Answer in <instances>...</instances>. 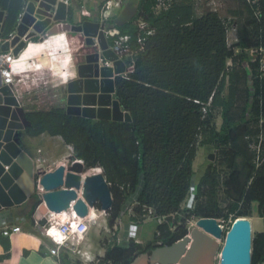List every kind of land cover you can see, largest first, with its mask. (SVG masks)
I'll return each mask as SVG.
<instances>
[{"label": "trees", "instance_id": "obj_1", "mask_svg": "<svg viewBox=\"0 0 264 264\" xmlns=\"http://www.w3.org/2000/svg\"><path fill=\"white\" fill-rule=\"evenodd\" d=\"M1 1L9 12L3 28L6 31L19 4ZM235 1L224 8V14L220 8L197 14L181 0L158 11L151 8L155 0H136L130 16L127 14L124 19L125 11L119 9L118 17L113 18L112 14L103 20L118 33H129L132 46L136 45L133 20L139 9L144 20L154 27L138 51L133 69L114 77L112 95L128 112V119L66 111L65 81L74 74L65 77V69L71 64L75 71L79 55L92 49L80 32L53 35L52 45L64 53L61 83L53 84L51 72L55 74V70L51 65L52 71L30 63L36 46L25 48L16 61L21 67H40L34 70L37 84L30 78L14 83L28 121L24 132L59 134L71 144L72 157L80 158L85 167H101L111 195L110 207L106 209L110 226L126 212L124 203L133 192L136 203L132 206V219L142 220L143 208L150 206L153 218L175 214L174 222L190 189L195 149L203 143L215 153L196 181L195 204L186 206L189 214L224 221L229 217V229L236 216L250 215L255 210L264 223V160L255 165L251 146L257 142L258 134L264 136V120L258 122L264 118V78L257 75V61H250L247 51L261 47L264 54V0ZM228 15L237 17L236 40L231 44L226 42L221 22V17ZM209 96L211 109L217 106L220 110L218 128L211 123V109L204 115L202 112ZM198 131L201 137L197 145ZM261 147L264 148L263 140ZM221 200H227L225 205L219 204ZM251 202H255L254 207ZM95 206L100 208V203ZM156 222L161 244L186 232L181 224L168 229L167 220ZM154 245L141 248L132 238L125 244L113 242L105 248L102 259L109 264H129L134 255ZM250 248V264H260L264 259V229L251 234Z\"/></svg>", "mask_w": 264, "mask_h": 264}, {"label": "water", "instance_id": "obj_2", "mask_svg": "<svg viewBox=\"0 0 264 264\" xmlns=\"http://www.w3.org/2000/svg\"><path fill=\"white\" fill-rule=\"evenodd\" d=\"M53 1L51 0V2ZM32 6L33 0H30L29 9ZM1 15L2 10H0V27L2 28ZM56 15L61 18L65 15L63 2L58 1ZM26 17L27 14L23 20ZM98 26V21L84 19L79 23L59 21L47 29L48 33L55 32L57 28L81 31L85 35L84 42L86 44H92L90 36L96 34L97 38L101 39L102 55L109 59L112 58L113 66L101 65L97 49L82 54L83 59L75 64V77L65 83L66 111L89 117L128 119V112L120 108L117 99L111 94L114 90L112 74L121 71L124 64L116 60L113 51L106 47L103 31L97 30ZM19 27H23V23ZM3 48L4 46L1 45L0 49ZM86 107L89 108L88 111H86ZM8 108V105L0 104V114ZM18 111L24 119L23 125H27L28 121L25 119L23 109L18 108ZM9 115L7 112L3 117L0 116V207L21 202L26 196L17 180V172L21 171L19 157L24 154L21 152L19 139L21 129L14 132L12 129L14 127L22 128L23 125L10 120L8 127L4 129L5 118ZM4 164H8L6 169L3 167ZM82 169V162L74 160L71 161L66 171L60 164L52 170L42 172L37 182L34 179L33 188L38 198V208L41 211H46L45 213L48 209L60 211L67 209L70 201L74 199L72 207L78 214H85L87 206L83 199L77 197L76 194V189L80 187ZM81 191L88 205H94L95 197L99 198L100 207L104 209L111 203L109 187L100 172L84 176ZM101 191H103L102 197L99 196ZM166 220L171 224L170 215L166 216ZM250 228V221L244 215L236 216L232 220L219 250L218 264H250ZM221 230L216 217L199 216L195 219V225L190 228L188 235L183 234L170 243L156 244L135 255L129 264H215L218 247L215 237L221 235Z\"/></svg>", "mask_w": 264, "mask_h": 264}, {"label": "built area", "instance_id": "obj_3", "mask_svg": "<svg viewBox=\"0 0 264 264\" xmlns=\"http://www.w3.org/2000/svg\"><path fill=\"white\" fill-rule=\"evenodd\" d=\"M30 0H22L20 10L17 12L15 17V23L12 28L8 30H4V13L2 11L1 20H3V27H0V46L3 45L4 48L0 49V104L8 105L9 108L4 110L0 114V116H4L5 113L9 112V116L5 118V125L4 129L8 127V121H15V123H21L23 125V118L18 111V108H22L23 101L19 98L14 83L21 81L25 78H30L32 81L37 84L36 77L34 75V70L37 68H25L21 67L20 65L16 64V61L20 59V55L25 48L28 46H36L35 44L44 40L47 36L55 34L57 32H65L67 30L64 29H56L55 32L48 33L47 29L52 26L53 24L62 21L67 22L64 18L67 12V5L69 0H33V6L31 9L28 7V3ZM59 2H63L65 7V15L63 18L55 16V10L57 4ZM81 3L78 7L83 13H88V9L86 5H84V0H80ZM173 0H155L152 4V9L154 11H158L161 9H166L170 6ZM121 0H98L96 3V9L99 14V26L97 30L101 29L104 34V38L106 40V47L110 48L113 53L116 55L115 59L121 61L124 66L123 69L117 73H113L112 76L115 77L116 75H124L131 71L134 67V60L138 53L143 48L144 40L147 38L149 34L154 32V27L150 25L148 22L144 20V14L142 9H139V15L133 20L135 25V41L136 45L132 46L130 43V34L129 33H118L117 29L114 27H107L106 23H104V19L108 17L110 12L116 9L120 5ZM98 5V8H97ZM100 5V7H99ZM41 9V10H40ZM27 14L25 20L23 18ZM47 20V21H46ZM243 20V19H242ZM241 20V21H242ZM240 21V20H239ZM221 22L225 27V38L228 44H231L236 40L237 35V17L228 15L221 17ZM23 23V27H19V25ZM73 23V22H71ZM79 23V22H74ZM84 35V34H83ZM85 36V35H84ZM92 39V45L96 46L98 52V60L99 64L101 65H112V58L109 59L102 55L101 51L102 48L100 47L101 39L97 38V35L90 36ZM110 37L111 40L108 41L107 38ZM21 43V45H19ZM34 44V45H33ZM16 49V51H14ZM249 54L250 61H257V75L264 78V54L262 53V48H248L247 49ZM229 63V60H227ZM5 87V88H3ZM66 105V104H65ZM211 109V96H209L208 100L206 101L205 105L202 106L203 115ZM24 114V113H23ZM26 119V118H25ZM27 120V119H26ZM263 119H259L258 122L261 123ZM25 126V125H23ZM22 126V127H23ZM13 132L15 130H19L22 128L14 127L12 128ZM200 133L199 131L196 133V144L200 140ZM264 139L262 133L258 134L257 142L251 144L252 148L255 151L254 161L256 165L264 160V150L261 147V142ZM68 157V158H67ZM64 157L69 160V156ZM45 157L42 155H37L34 158L35 167L32 172V176L37 182L39 175L44 171H49L54 169L57 165H54V160H51V163H46L44 167H42L41 163L44 161ZM78 160L82 162L80 158H73L71 161ZM70 161V160H69ZM70 162L63 161V170L66 171L67 163ZM50 164H53L51 167ZM83 164V162H82ZM3 167L6 169L8 164H4ZM65 167V168H64ZM93 167V166H92ZM89 168V167H88ZM96 173V172H94ZM94 173H90L94 174ZM81 176L83 173H80ZM81 179V178H80ZM83 180V178H82ZM106 181V180H105ZM35 183V182H34ZM108 187L109 184L106 182ZM82 190V182L80 183L79 189H76L77 197H81L85 202L86 200L83 198L81 191ZM111 196V195H110ZM136 193L133 192L124 203L123 208L126 207V210L133 214L132 206L136 203ZM74 199H72L69 203L67 209H63L60 211L54 210H47V213H44L40 220H35V224L38 228L41 229L42 234L47 236L51 241V246H49L48 250L52 254H57L60 249H69L72 252L78 253L80 256L84 255L85 258H90L88 255L85 254V250L81 249L78 244H80L84 233L87 230L89 225V221H93L91 218V209H98L99 213H103L105 217L107 215L106 209L110 207V204L107 208H97L95 204L97 202L100 203L98 197L94 198V205L88 208L85 214H78L75 209L72 207V203ZM125 204H129L125 206ZM195 204V200L193 198V194L191 193V199L187 203L188 206L193 207ZM132 205V206H131ZM144 212L140 215L141 218L153 217V208L150 206L144 207ZM171 224L168 225V229H174L177 227L178 224L186 226V232L184 234H189V230L192 225H195V219L197 217L191 216L189 218H185L184 216L180 217V219H176L173 222V218H175V214H169ZM167 215H159L155 216L156 220L160 223L166 221ZM218 219V218H217ZM218 222V221H217ZM176 223V224H175ZM219 223V222H218ZM221 226L222 224L219 223ZM20 226L17 224L10 225V226H2L0 227V233L3 235H10L12 232L19 230ZM160 234V230L157 228L155 230L156 239L154 244H161V240L158 237ZM217 253V252H216ZM90 261L81 260L77 262V264H90Z\"/></svg>", "mask_w": 264, "mask_h": 264}, {"label": "crops", "instance_id": "obj_4", "mask_svg": "<svg viewBox=\"0 0 264 264\" xmlns=\"http://www.w3.org/2000/svg\"><path fill=\"white\" fill-rule=\"evenodd\" d=\"M13 1H15V2H17V4H19V7L13 11V13H14L13 16L16 17L17 12L20 10L22 0H13ZM134 1L136 2V0H134ZM1 2L2 1L0 0V10H2L4 13V23H5L6 15H8L9 12L7 11V9L4 6H2ZM78 2L81 3L80 0H69L68 1L67 12H66V15L64 18L66 21L72 22L71 20H67V17L72 15L73 12H75L77 15V21L76 22H80L81 20H84V19H88L91 21H98L99 20L100 17H99V14L97 12V9H96V4L93 5L94 6L93 12H90V10H88V13H83L80 10H78V7L80 5V3H78ZM87 2H88V0H84V2H83L84 5ZM75 6H76V9H74ZM219 6H220L219 8L221 9L222 6L221 5H219ZM97 8H98V6H97ZM132 9H133L132 10V12H133L134 7ZM11 14H12V12H11ZM130 14H132V13H128L129 16H130ZM84 15H91V16L83 17ZM15 17H14V21H13L12 25L8 29L13 27V25L15 23ZM82 17H83V19H82ZM39 51H40L39 45H36V49L33 50L34 57L37 56ZM33 55H32V57H33ZM32 57L30 58V60L33 59ZM37 66L41 67V65L39 63L37 64ZM35 68H37V67H35ZM65 95H66V91H65ZM64 100H65V97H64ZM65 107H66V105H65ZM72 114H75V113H72ZM24 127L25 126H23L21 129V130H23V132H24ZM50 135L51 134H47L45 132H41L37 135H28L27 134V136L29 138L33 139L34 141H41L42 140L43 142L46 141L47 139L49 141ZM52 135L58 136V134H52ZM57 138H58L57 140H59V137H57ZM263 141H264V139H263ZM68 144H70V143H68ZM205 144H207V143H205ZM20 145L22 148L21 152L24 154H21L20 157L17 156L20 159L19 164L21 167V171L17 172V176H18L17 180L19 182L20 187L26 193V196H25V199H23V201H21V202H18L16 204H12L9 206L0 207V227H2L4 225L10 226V225H14V224H17L20 226L19 230L12 232L10 235H3L0 233V264H77V262H79L81 260H86V261L91 260L90 264H98V263L109 264V262L104 261L102 259V257L104 255L105 248L107 246H110L111 243H108L107 239H106V242H103V244L105 243L104 245H97L94 248H92L93 244H92L90 238L87 237V232H88L89 228L91 227V223L92 224L95 223L96 226L94 225V228L96 230V233L102 234V229H104V230L108 229L106 226V222H107L106 216L105 217L104 216H102V217L98 216L97 219L95 220V222L90 221L89 226L87 227V230L84 233L80 244H78L81 249L85 250V254L90 256V258H85L84 255L80 256L78 253H75L69 249H63V248L60 249L57 254H52L49 252L48 248H49V246H51L52 243L47 236L42 234L41 229L38 228V226L34 222L35 220H40V217L46 212V211L45 212L41 211L38 208L37 203L34 204L36 199H38V198L36 197V194H35V191L33 188L34 178L32 176V172H33V169L35 167L34 158L37 155L44 156V152L42 151L40 145L37 144L35 146V151L33 153H30L28 151L26 144L21 142V139H20ZM69 148H70V150L67 149L66 153H63V151H62L59 154H57V155H60V157H58L57 160H54V161H56V162H53L54 165H60V164L62 165V163H63L62 158L67 157L68 154L70 152H72L71 144H70ZM212 152L214 153V149L212 150ZM194 156H195V154H194ZM53 157H56V155H54ZM53 159H51V160H53ZM50 165H51V167L53 166V164H50ZM66 165H67L66 168H68L69 164L67 163ZM83 167H84V165H83ZM191 167H192V162H191ZM192 169H193V167H192ZM83 175H86V173L83 172ZM82 178H83V176H81L80 183L82 182ZM22 181H24L25 183H28L27 188H25L26 185L23 184ZM251 203H253V202H251ZM87 207L89 208L90 206L88 205ZM93 211H94V209L92 210V212ZM96 211L99 212L98 209H96ZM126 213H128V214H126ZM126 213H122V214H125L127 217L131 216V214L128 210H126ZM251 215H252V212L250 215H244L249 219L250 227H252V225H253L251 223V221H252ZM22 221H24V222H22ZM116 224H117V222L115 220L114 223L111 225L113 230L115 229ZM259 230H261V229H257V228L255 229V231H259ZM114 231H116V229ZM102 235H104V234H102ZM132 239L134 241H136L140 245L141 248L145 247L148 244L153 243V242H149L146 245H141L142 243L140 241H138L137 238L134 237ZM70 252L75 253L78 256V257L74 258L75 259L74 263H68V260L70 258H73V257H70ZM260 264H264V259L260 262Z\"/></svg>", "mask_w": 264, "mask_h": 264}, {"label": "rangeland", "instance_id": "obj_5", "mask_svg": "<svg viewBox=\"0 0 264 264\" xmlns=\"http://www.w3.org/2000/svg\"><path fill=\"white\" fill-rule=\"evenodd\" d=\"M175 1H180V0H175ZM181 1L189 3L191 5V7L193 8V12H195L197 14H201L207 9H216V8L219 9V7H220L219 5L222 6L220 11L222 12V14H224V11H225L224 8H228L229 5H233L235 0H181ZM97 2H98V0H88V2L85 3V5H86L87 9L90 10V12H93V10H94L93 5L96 4ZM78 3H80V2H78ZM134 5H136V2L134 0H121L118 8H116L112 12H110V14L108 16H110L111 14H115L113 18H116L119 16V11H120L119 9H124L123 12L124 11L125 12L122 15V17H123V16L127 15L128 13H132V10H133L132 8L134 7ZM99 7H100V5H99ZM74 9H76V6L74 7ZM67 20H71L73 23L76 22L77 21L76 13L73 12L72 15L67 17ZM53 35L54 34L49 35L44 40L41 41L42 45H39L40 51L37 54V56L34 57V55H33V57H32L33 59H31L30 63H32V64L33 63H36V64L39 63L41 65V67H49L51 65L52 68L55 70V74L51 72V75L53 77L52 82L54 85H56L58 83H61V81H62V77H60V74H61L60 70H63L62 65H64V63H63L64 60H62V57H63L64 53H60L59 50L55 46L52 45V42L55 39V38L53 39ZM89 45L92 47V49H96V47L94 45H92V44H89ZM64 49L67 51V47L65 45H64ZM82 59H83V55L80 54L79 60H82ZM69 62H71L70 59H69ZM52 68H50V71L53 70ZM72 69H73V66L70 64L65 69V74H64V75H66L65 77L72 75V73L74 74L73 76H75V71ZM21 101H22V99H21ZM219 112H220V110H219V107H217V106H214L213 109H211V111H210L211 123L214 125L215 128H218L220 120H221V116H220ZM45 133H47V132H45ZM57 137H59V140H57L58 139ZM61 138L62 137H60L58 134V136H55V135L51 136L50 135L49 141H48V139L44 142L42 140L41 141H34L33 139L29 138L27 136V134L25 132H23V130H21V134L19 136V139H21L22 143L26 144L28 151L30 153H33L35 151V146L37 144L40 145L42 151L44 152V156H45L44 161H42V163H41L42 167H44L46 165V163H51L50 160L53 158H54L53 160H57V158L60 157V155H57V154H59L60 152L63 151V153H66L67 149L70 150V148H69L70 144L64 142L63 139H61ZM209 152H210V150L208 149V146L205 143L199 145L195 149V156L192 159L193 174L191 176L190 189H189V192L187 193V195L185 196V198L180 203L181 208L179 209V212H178L179 217L176 219H180V217H182V216H184L185 218H189L191 216V214H189V212L187 211L186 206H187V203L191 199V193L193 194L194 186L196 184V181H197L199 175L201 174V172L203 170V167L208 163ZM54 155H56V157H53ZM213 157H214V155H213ZM67 158H62V160L70 162L69 160H71V158L69 160ZM93 167H97V168H95V169H92V167L85 168V169H82V173L85 172L86 175H89L90 173L100 172L103 174L102 169L99 165H95ZM226 201L227 200H221L219 204H221L223 206V205H225ZM128 205L129 204H125V206H128ZM252 206L253 207L255 206V202L252 203ZM92 210L93 209H91V212H92ZM95 212H97V211H95ZM251 212H252L251 223L253 224L251 227V234L253 235V233L256 232L255 231L256 228L261 229L259 231H262L264 229V223H263L262 217L259 216L255 210H252ZM97 214L100 217L103 216V213L97 212ZM126 214H128V213H126ZM91 217H93L92 213H91ZM216 218H218L217 221L222 224L221 225V229H222L221 235L218 237H215V239L218 242L217 253L215 254V264H218V256L220 255L219 250H220L221 245H222L223 240H224V237H222V235L225 236V232H226V230H228V228H226V227H227V223L230 222V218L228 217L229 219L227 218L225 221L222 220V218H219V217H216ZM93 219L96 220L97 218H93ZM22 222H24V221H22ZM94 225H95V223H93V224L91 223V227L89 228V230L87 232V237L90 238V240L93 244L92 248H94L97 245H104L105 243L103 244V242H106V239H107L108 243L117 242V243L123 244V243L127 242L129 237L130 238H134V237L137 238V240L142 243L141 245H146L149 242H153V244H154L153 234H154V230L156 229L157 222L153 217H147V218H144L142 220L135 221L131 217H127L125 214H121L119 216V221L117 222V224L115 226L116 231H114L115 229L113 230V228L111 226H109L108 221H107L106 222V226L108 228V229H106L107 231L102 229V234H104V235H102L100 233H96ZM134 256H133V258H134ZM70 257H73V258H70L68 260V263H74L75 262L74 258L78 257V256H77V254L70 252ZM98 264H100V263H98Z\"/></svg>", "mask_w": 264, "mask_h": 264}, {"label": "clouds", "instance_id": "obj_6", "mask_svg": "<svg viewBox=\"0 0 264 264\" xmlns=\"http://www.w3.org/2000/svg\"><path fill=\"white\" fill-rule=\"evenodd\" d=\"M97 6H98V5H97ZM117 8H118V7H117ZM111 15H112V14H111ZM65 31H72V30H65ZM73 31H74V30H73ZM78 32H80V33L82 34L83 39H84V35H83V33H82L81 31H78ZM95 47H96V46H95ZM230 63H231V61L229 60V63H228V64H230ZM74 77H75V76H74ZM70 79H71V78H70ZM67 80H69V79H67ZM67 80H66V81H67ZM66 81H65V82H66ZM112 93H113V92H112ZM112 93H111V94H112ZM112 96H113V95H112ZM65 103H66V102H65ZM65 108H66V107H65ZM77 114H78V113H77ZM25 126H26V125H25ZM197 145H198V144H197ZM197 147H198V146H197ZM197 147H196V148H197ZM263 150H264V148H263ZM210 153H211V154H210ZM214 153H215V150H214ZM214 153L212 152V150L209 152V160H208V162L214 158V157H213ZM210 155H212V156H210ZM254 155H255V154H254ZM68 156L71 158V160H72L73 158H75V157H72V152L69 153ZM212 157H213V158H212ZM70 158H69V159H70ZM211 158H212V159H211ZM71 160H70V161H71ZM253 160H254V158H253ZM254 162H255V161H254ZM83 165H84V164H83ZM255 165H256V163H255ZM256 166H257V165H256ZM83 168L85 169V168H88V167H85V166H84ZM103 176H104V175H103ZM104 178H105V177H104ZM91 218H93V217H91ZM216 219H217V218H216ZM91 222H92V221H91ZM93 222H95V219H93ZM89 223H90V221H89ZM88 226H89V225H88ZM89 257H90V256H89Z\"/></svg>", "mask_w": 264, "mask_h": 264}, {"label": "bare ground", "instance_id": "obj_7", "mask_svg": "<svg viewBox=\"0 0 264 264\" xmlns=\"http://www.w3.org/2000/svg\"><path fill=\"white\" fill-rule=\"evenodd\" d=\"M57 33H59V32H57ZM32 45V44H31ZM30 45V46H31ZM30 46H28V47H30ZM75 84V83H74ZM89 110V108H87L86 107V111H88ZM96 167H92V169H95ZM90 170V169H89ZM22 183L23 184H25L26 185V187L25 188H27V186H28V183H25L24 181H22ZM38 186H40V185H38ZM102 195H103V191H101L100 193H99V196L100 197H102ZM96 211V209H94V211L93 212H91L92 214H93V218H97L98 217V214H97V212H95ZM100 215V214H99ZM95 216V217H94ZM176 264V263H175Z\"/></svg>", "mask_w": 264, "mask_h": 264}, {"label": "flooded vegetation", "instance_id": "obj_8", "mask_svg": "<svg viewBox=\"0 0 264 264\" xmlns=\"http://www.w3.org/2000/svg\"><path fill=\"white\" fill-rule=\"evenodd\" d=\"M213 149V148H212Z\"/></svg>", "mask_w": 264, "mask_h": 264}]
</instances>
